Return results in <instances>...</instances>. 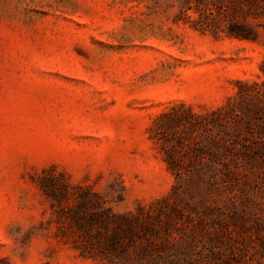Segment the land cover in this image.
<instances>
[{"label":"rangeland","instance_id":"obj_1","mask_svg":"<svg viewBox=\"0 0 264 264\" xmlns=\"http://www.w3.org/2000/svg\"><path fill=\"white\" fill-rule=\"evenodd\" d=\"M179 5L0 0V264H130L81 238L74 212L96 213L93 201L158 217L167 246L142 264H264V125L239 86L264 90V44L177 23ZM180 104L233 105L226 182L197 188L168 169L152 127Z\"/></svg>","mask_w":264,"mask_h":264},{"label":"trees","instance_id":"obj_2","mask_svg":"<svg viewBox=\"0 0 264 264\" xmlns=\"http://www.w3.org/2000/svg\"><path fill=\"white\" fill-rule=\"evenodd\" d=\"M175 21L188 24L203 34L209 33L216 39L226 36L264 44V0H180ZM261 71L264 74V66ZM239 86L249 87L245 97L249 100H245L250 101V105L245 111L250 115L255 114L264 125V105H260V95L264 98V90L258 84L251 85L249 82L239 81ZM240 96L244 100L241 93ZM233 111L234 107L230 104L196 113L180 104L157 117L152 127V137L161 142L164 161L178 181H183V177L188 175L187 183L201 188L204 185L212 187L232 178L238 168L240 154L237 152L238 126L237 123L231 125L236 122L232 120ZM261 132L264 133V126ZM195 134L202 141L197 142ZM215 135L222 137L216 138ZM171 140L175 141L171 143ZM170 143L176 144L175 147H170ZM178 147L181 154L177 151ZM256 150H260L257 155L264 156V142ZM245 158L251 159L248 154ZM186 163L192 164V169L184 167ZM60 194L67 196L66 185L61 188ZM91 204L98 208L96 213L85 211L84 203H80L79 209L74 212L75 224L91 252H99L102 256L116 255L130 264H142L141 260L151 252L167 246L164 238L157 237L162 232L156 231L157 216L144 215L141 210L112 215L100 208L98 201ZM111 223L115 226L112 230ZM92 225H96L94 230ZM84 252L88 254L90 251L85 248Z\"/></svg>","mask_w":264,"mask_h":264}]
</instances>
